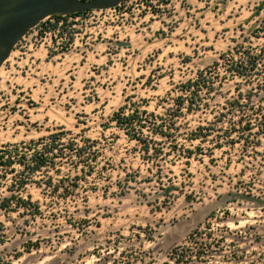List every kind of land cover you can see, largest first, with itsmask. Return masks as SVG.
<instances>
[{
  "label": "rangeland",
  "instance_id": "374dc122",
  "mask_svg": "<svg viewBox=\"0 0 264 264\" xmlns=\"http://www.w3.org/2000/svg\"><path fill=\"white\" fill-rule=\"evenodd\" d=\"M59 22L0 69V149L68 134L21 195L39 214L0 211L1 262L176 264L186 247L189 264H264V66L247 82L220 60L264 53V0H139ZM216 62V92L189 110L184 87ZM238 89L252 102L217 123ZM122 107L159 118L143 142L112 122ZM17 179H0V202Z\"/></svg>",
  "mask_w": 264,
  "mask_h": 264
},
{
  "label": "trees",
  "instance_id": "16d2710c",
  "mask_svg": "<svg viewBox=\"0 0 264 264\" xmlns=\"http://www.w3.org/2000/svg\"><path fill=\"white\" fill-rule=\"evenodd\" d=\"M90 12L79 13L75 15L67 16L69 17H79L84 16ZM55 18L60 19L61 16H55ZM264 32V31H263ZM220 60L224 61V65L227 66V71L233 78H239L241 80H250L258 77L262 73V68L264 66V53H254L253 51H245L240 53V62L235 63L233 59H228L225 55L220 57ZM221 67V63L216 62L212 69L206 72H200L198 74L197 80L195 82L189 81L184 87L185 92L192 95V100L189 104V110H195L194 108H201L203 105V99L201 95L204 93L206 96H212L216 92L214 77L211 75V71L217 72ZM260 72V73H259ZM264 80V79H263ZM248 82V81H247ZM253 92L245 94L241 89L236 90V96L231 99L225 100V106L222 108L224 111L217 117V123H223L225 118L235 111H239L242 107H246V104L252 102ZM204 106L208 107L205 103ZM126 107H122L119 112L115 113L112 122L116 123L117 128L124 131L125 134L131 139L139 143L143 142V131L147 128V124L151 119H158L154 115L148 114L147 111H134L132 114L127 115L125 113ZM264 119V115L262 116ZM156 126V123H154ZM158 126L157 129H159ZM251 129H246L250 131ZM217 132V127L212 124L207 127H200L199 133H197L193 140H206L209 136ZM264 133V132H263ZM160 136L165 137L163 130L160 131ZM258 137L257 133H254ZM68 136L66 133L54 134L47 139H41L39 141H31L29 145L21 144L16 145L13 148L4 147L0 149V179L6 180L8 176H14L17 179V175H22V178L15 180L13 189L10 190L12 195L10 197L4 198L0 202V211L6 213L17 212L20 209H24L31 212L32 215H37L40 212L39 206L32 201L31 196L24 199L21 195L23 190L29 185L33 177L41 173L44 170L55 169L56 162L58 159H62L64 156V151L61 146H63V140ZM145 144V152H149V143ZM76 143L72 142L69 149L75 150ZM84 148L81 147L77 149L78 157L80 162H83ZM21 168L22 171H18ZM20 173V174H19ZM48 188L53 187V183H48ZM59 186L55 185L54 190L58 189ZM197 232L190 235L189 240L194 243L195 235ZM195 244V243H194ZM191 251L190 248L184 247L183 249L175 248L172 250V260L176 264H189L191 261ZM177 256L178 258H176ZM175 258V259H174ZM0 264H3L0 260Z\"/></svg>",
  "mask_w": 264,
  "mask_h": 264
},
{
  "label": "water",
  "instance_id": "95a60500",
  "mask_svg": "<svg viewBox=\"0 0 264 264\" xmlns=\"http://www.w3.org/2000/svg\"><path fill=\"white\" fill-rule=\"evenodd\" d=\"M139 0H0V69L18 43L45 19L113 10Z\"/></svg>",
  "mask_w": 264,
  "mask_h": 264
},
{
  "label": "built area",
  "instance_id": "2783aa9c",
  "mask_svg": "<svg viewBox=\"0 0 264 264\" xmlns=\"http://www.w3.org/2000/svg\"><path fill=\"white\" fill-rule=\"evenodd\" d=\"M126 4H127V3H126ZM123 5H125V4H122V5H120L119 7L115 8V9H113V10L116 11L118 8L122 7ZM107 11H108V10H107ZM94 12H96V11H94ZM90 13H91V12H90ZM88 14H89V13H88ZM79 17H80V16H79ZM74 18H78V17H69V18H67V16H61L60 19L55 18V16H53V17H49V18L45 19L43 22H41L36 28H38L42 23H45V22H47V21L54 22L55 20L60 21L58 24H59L60 26H62V25H63V21H64V19L73 20ZM36 28L32 29L31 31H34ZM31 31H30V32H31ZM30 32H29V33H30ZM29 33H28L26 36H28ZM26 36H25L23 39H25Z\"/></svg>",
  "mask_w": 264,
  "mask_h": 264
}]
</instances>
